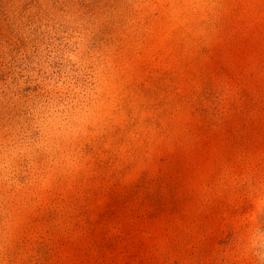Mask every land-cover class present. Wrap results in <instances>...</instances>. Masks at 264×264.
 Wrapping results in <instances>:
<instances>
[{"label":"rangeland","instance_id":"1","mask_svg":"<svg viewBox=\"0 0 264 264\" xmlns=\"http://www.w3.org/2000/svg\"><path fill=\"white\" fill-rule=\"evenodd\" d=\"M0 264H264V0H0Z\"/></svg>","mask_w":264,"mask_h":264}]
</instances>
